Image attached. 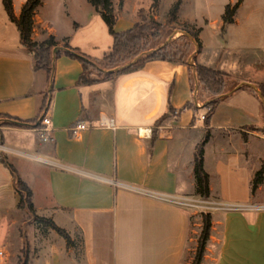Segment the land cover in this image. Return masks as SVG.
<instances>
[{
	"label": "crops",
	"instance_id": "obj_1",
	"mask_svg": "<svg viewBox=\"0 0 264 264\" xmlns=\"http://www.w3.org/2000/svg\"><path fill=\"white\" fill-rule=\"evenodd\" d=\"M145 1L113 0L115 30L133 28L144 12L148 13L145 17L166 24L178 0H168V8H163L167 0H160L152 12L154 0ZM246 1L221 0L217 12L205 8L199 15L196 8H186L188 0H182L172 25L180 23L182 28L199 32L200 52L192 40L199 63L203 64L200 56L206 21L230 36L228 44L233 40L232 45L261 46L253 52L227 56V62L223 58L225 51H221L210 67L236 77L245 74V69L248 72V67L253 69L251 64L256 63L254 73H259L257 62L264 59V6L245 8ZM25 2L13 0L16 17ZM215 2L202 3L209 6ZM69 3L64 0L63 5L69 8H60L58 15L42 13L38 7L33 40L43 41L52 35L59 42L57 50L72 48L87 60L104 58L114 45L107 23L95 8H72ZM228 5L231 14L226 17ZM3 6L0 0V114L30 121L33 127H9L3 131L0 189L15 178L8 161L6 165L8 156L31 190H35L32 179L46 181L60 226L73 239L77 235L82 239L80 255L70 249L56 251L40 264H182L190 216L200 212L197 201L203 199L195 192L197 141L186 159V129L203 135L205 125L199 115L208 108L198 102L196 110H186L178 121L165 120L158 127L156 124L170 110L196 100L191 65L153 59L139 71L102 82L97 89L103 95L108 91L110 99L105 98L97 115L89 112L86 97L94 88L78 85L84 73L81 60L60 55L54 60L51 78L45 70L36 69L34 55L22 45L21 32ZM208 13H212L209 19ZM225 20H229L228 28L223 27ZM110 39L113 43L108 51L98 57L95 46L111 44ZM62 42L65 48H60ZM255 55L259 58L246 64L247 58ZM243 83L249 84L247 88L239 85L220 97L205 126L209 135L204 148L205 169L211 186V196L206 200L215 204L210 209L213 229L217 224L222 227L217 264H264V206H247L251 182L264 164V138L258 131L264 129V94L256 83ZM45 115L52 120L49 141H43L40 132ZM104 115L115 120L114 128L100 126ZM193 116L196 119L191 122ZM81 121L90 128L75 136L70 128ZM210 147L217 152L214 170L221 181L214 180V171L207 165ZM21 166L32 167L37 173L26 175Z\"/></svg>",
	"mask_w": 264,
	"mask_h": 264
},
{
	"label": "rangeland",
	"instance_id": "obj_2",
	"mask_svg": "<svg viewBox=\"0 0 264 264\" xmlns=\"http://www.w3.org/2000/svg\"><path fill=\"white\" fill-rule=\"evenodd\" d=\"M15 1L18 3V0ZM67 1L70 2L69 6H71L72 8H94L90 3H88L87 0H67ZM147 1L149 0H146L145 2L147 3ZM201 1L204 2L205 0H194V3L193 0L192 1L188 0L185 6L188 9L196 8L197 14H199L200 9L204 10L205 8H213L214 9L213 12H217V9L221 7L220 6L221 0H216L215 4H210L209 6H207L205 3H202ZM252 1L254 3H252L251 0H247L245 4V8H255L256 6L259 5L264 6V2L262 4L259 3L260 0L258 1L252 0ZM63 2L64 0H44L39 8L42 13L58 15V11L60 10V8H69L67 6H64ZM83 2L85 5L83 4ZM168 2L169 1L167 0L163 4V8L169 7ZM3 8L5 7L3 6ZM144 13L148 14L147 12ZM210 14L209 13L206 14L207 19L210 18ZM6 15L9 14L6 12ZM142 21L143 19L140 22ZM182 25L183 24L180 23L176 25H172L174 28H176L177 31H174L170 35L169 38L170 41H173L175 38L178 37L177 32H180L179 33L180 35L186 34L184 30L183 31L181 30ZM65 26L66 25L64 24L63 25L64 30H66ZM203 26L205 27V32L203 34L204 44H203V52L200 56V59L202 63L205 65L208 66L213 65L218 60L221 51H225L223 58L224 61H226L227 56H229V58L234 55L239 56L243 54V51L249 50V52H253L261 47L260 45L258 46L232 45L233 40H231L230 42L231 44L230 43L228 44L227 41L228 40L230 41L229 35L220 32L215 27H212L211 24L206 23V21L204 22ZM184 42L185 41H179L180 44ZM110 43L111 44H99L98 46H95L94 49L95 54L97 53L98 57H103L104 52L108 51L109 45L110 46L112 45L113 43L112 39H110ZM162 43L163 42L161 39L160 44ZM65 46L66 44L62 42L60 48H65ZM157 47L159 46H156L154 48L150 47V48L151 50H155V48ZM196 52L197 49L195 45H193L191 46V48H188L184 56H182L181 58L180 56H177L175 58L177 61L184 60L186 64L191 65L190 69L194 70L196 67L194 62V56H196ZM106 56L101 59L89 60L91 65L86 68L85 72H86V76L90 79V83H87L86 85L84 84L82 85L83 87L88 86L90 88H94L91 89L90 93H87L86 97L88 101L89 112L92 111L97 115H98L97 113L98 109L101 108L102 104L105 102L104 101L105 98L107 97V99H110V95L108 91H106V95H103L102 92H100L97 88L102 84V82L114 78L116 74L113 72L117 71V68L113 66L114 64H112ZM253 58H259V56L255 55V56H251V58H247L246 64L248 63V60H250L251 62ZM258 61L259 62L257 63L259 64V66L256 67L258 68V70H260L258 74L254 73L256 63H253L251 64L252 66H254L253 69L251 67H248V69H250L248 72H246L245 69L244 70L245 74L241 76L238 75L236 77L231 76L229 80H235L237 86L241 85L242 87L245 86L246 88L249 84L243 83L244 80L254 82L256 83L255 86L259 90H261V92L264 94V59ZM199 87L201 88V85ZM197 92L200 95L201 100L196 99L197 102H195L192 105L185 106L180 109L170 110V112L167 114L168 117L166 121H172V122L178 121L186 110L188 109L196 110L197 109L196 104H198L199 102L203 104L204 107L208 108V110L204 111L205 112L204 114L199 115V118H201V122H203V124L207 127L206 117L212 108V103L214 102L213 96L208 95L207 93L203 92L200 89L197 90ZM194 116L191 122L194 120V118L196 119V117ZM205 126L203 129L204 130L203 135L199 134L198 131L191 130L189 128L186 129V133H187L186 134L187 137L185 139V145L187 146L186 159H188V157L190 156V150L193 149V146L196 141H197L196 152L199 150L201 146L206 148L205 145L207 141L206 143H204V140L206 139L207 136ZM9 127H20L27 129V128H32L33 126L30 121H24L15 117H11L9 115L0 114V144L3 141V131ZM258 131L259 134L261 135L264 132V129H258ZM262 142L264 143V141ZM260 153L262 152L260 151ZM5 159H6V165H8L7 161L9 164H14L13 160L10 157L7 156ZM217 162H218L217 152L214 147H210L207 153V165L212 171H214V180H218V179L220 180L218 173L214 170L216 169ZM263 166L264 164L262 165V167ZM14 167H16L17 170V166L14 165ZM20 169L21 171L26 172V175L29 172L37 173L35 169L29 166H21ZM21 173L23 174V172ZM245 173L242 174L243 181L246 180ZM15 176L19 177L18 173H16ZM227 180L232 181V179L228 177ZM253 180L251 182V190H250V196L247 200V206L254 209L255 207L264 206V178H263V189H260L261 187L260 186L255 192L252 190ZM31 181L34 183L32 185L33 188L35 189V190L32 189L33 195L31 198L30 196H28L27 190H23V188L17 183L16 177L14 179L12 178L8 184L4 185L5 187L4 189H0V251H4V253L6 254V259L2 260L0 258V264H40V262L42 261L47 262L45 259H49L52 256L51 253L53 254L56 251L59 253L60 252L63 253L64 251L68 252L69 249L73 250L72 252L76 253L77 255H80L82 252L81 237L77 235L73 240V242L68 244L67 239L64 236H62L57 230L52 228L51 225L49 224V220L50 221L52 220L60 226V223L57 221L58 219L56 217V214L54 213L55 207L53 206L51 200L50 190L48 186L45 185L46 181L42 182L43 185L42 183L36 182L33 179ZM25 184H27L30 188V185L27 182H25ZM31 202H33V205L31 204ZM205 210L206 211L200 210V212H197V214L192 215L193 219L190 222V226L188 230V236L184 248L182 264H193L196 259V256L198 255L200 238L203 229V214L210 213L212 215L213 213L206 208ZM221 231H222L221 225L217 224V228H214L212 231V237L209 242V246L207 247L206 255L202 264H217V256L221 246V237H222Z\"/></svg>",
	"mask_w": 264,
	"mask_h": 264
},
{
	"label": "trees",
	"instance_id": "obj_3",
	"mask_svg": "<svg viewBox=\"0 0 264 264\" xmlns=\"http://www.w3.org/2000/svg\"><path fill=\"white\" fill-rule=\"evenodd\" d=\"M44 0H27L23 7L19 17H16L14 13L13 0H3L4 6L9 14L10 19L15 22L21 32L22 45L31 54L34 55L36 69L45 70L48 77L51 78L53 75L54 60L62 54H67L74 58H78L84 65V73L80 76L78 82L79 86L90 83V79L86 76V68L90 66V61L87 60L83 55L77 52L75 49L67 51L57 50L59 48V42L54 36H48L43 41H35L32 38L34 28V16L38 7L42 5ZM102 16L104 21L107 23L110 33L114 37V45L111 52L106 56L113 66L117 68L116 75L128 74L143 69L146 63L153 59H163L175 63H184V60H176L175 57L185 55L188 48L193 46L192 40H195L199 45V52L201 51V40L199 38V32L189 28H182L185 33L170 41V35L176 30L172 26V23L177 19V13L181 6L182 0H178L171 8L169 12V22L164 24L159 22L153 17H143L142 22L136 23V25L126 31L118 32L115 30V24L117 16L114 12L113 0H87ZM160 0H154L150 12H152L159 4ZM238 7V3L234 8ZM231 14L230 5L227 6L226 17ZM148 19V20H146ZM162 39V44L160 40ZM179 41H185L180 44ZM155 48L151 50L150 47ZM57 50V51H56ZM195 69L191 70V83L192 91L196 95V99L201 100L197 90H202L208 95L213 96L214 102L212 108L206 117V123L208 124L212 113L215 111L216 103L220 100V97L225 93L231 92L237 87L235 80H229L231 74L220 70L217 67H210L200 64L197 57L194 56ZM201 85V88L199 87ZM194 102H188L186 106L192 105ZM168 115L162 116L157 121V127L160 126ZM157 137V132L154 131L153 140ZM209 135L206 136L204 143L208 141ZM12 171L16 175V171L10 164ZM195 180L196 187L195 192L202 197L209 198L211 196L210 186V175L205 169V149L203 146L199 148L195 155ZM14 175V176H15ZM16 177L17 183L27 190L30 198L33 195L32 190L28 187L25 182L18 176ZM264 178V166L256 173L253 180L252 190L255 192L262 184ZM27 185V186H26ZM33 205V202H31ZM193 216H190V222ZM49 224L52 228L57 230L62 236H64L68 244L73 242V238L66 229L57 225L56 222L50 221ZM213 231V217L210 213L203 214V229L200 238L199 252L193 264H202L207 247L212 237Z\"/></svg>",
	"mask_w": 264,
	"mask_h": 264
},
{
	"label": "built area",
	"instance_id": "obj_4",
	"mask_svg": "<svg viewBox=\"0 0 264 264\" xmlns=\"http://www.w3.org/2000/svg\"><path fill=\"white\" fill-rule=\"evenodd\" d=\"M100 126L107 127V128H114L115 127V120L113 118H110L106 115L101 116L100 120ZM41 137L43 141H49L50 140V134L49 132L52 131V120L49 116L45 115L42 118L41 121ZM90 126H88L84 121L78 122L77 124L71 126L70 131L75 135L78 136L81 131L89 129ZM261 136L264 138V132L261 134ZM202 197V196H201ZM203 199L201 201H197V208L201 210L210 209L215 206L214 202H211L210 200H206L207 198L202 197ZM207 204V205H206ZM211 206V207H209ZM0 258L2 260L6 259V254L4 251H0Z\"/></svg>",
	"mask_w": 264,
	"mask_h": 264
},
{
	"label": "water",
	"instance_id": "obj_5",
	"mask_svg": "<svg viewBox=\"0 0 264 264\" xmlns=\"http://www.w3.org/2000/svg\"><path fill=\"white\" fill-rule=\"evenodd\" d=\"M224 28H228L229 27V20H225L224 24H223Z\"/></svg>",
	"mask_w": 264,
	"mask_h": 264
}]
</instances>
